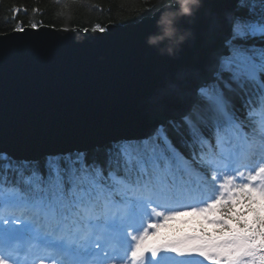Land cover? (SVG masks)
Here are the masks:
<instances>
[{"label":"snow or ice","instance_id":"6c2138e0","mask_svg":"<svg viewBox=\"0 0 264 264\" xmlns=\"http://www.w3.org/2000/svg\"><path fill=\"white\" fill-rule=\"evenodd\" d=\"M241 4L248 15L226 17L228 35L207 78L191 90L183 82L158 90L160 109H182L178 121L112 142L102 156L49 152L41 163L0 152V264H264V220L260 228L230 223L236 204L264 200V163L216 171L264 159V0ZM12 31L27 34L19 20ZM92 31L107 29L97 23ZM205 168L213 170L210 179L201 175ZM189 213L218 226L217 234L161 233Z\"/></svg>","mask_w":264,"mask_h":264},{"label":"water","instance_id":"95a60500","mask_svg":"<svg viewBox=\"0 0 264 264\" xmlns=\"http://www.w3.org/2000/svg\"><path fill=\"white\" fill-rule=\"evenodd\" d=\"M237 2L203 0L194 16L181 17L178 26L190 36L171 56L147 38L166 7L179 8L175 0L137 21L107 23L105 33L49 25L1 33L0 152L35 160L88 150L180 117L179 107H158L157 92L182 82L191 90L207 78Z\"/></svg>","mask_w":264,"mask_h":264},{"label":"trees","instance_id":"16d2710c","mask_svg":"<svg viewBox=\"0 0 264 264\" xmlns=\"http://www.w3.org/2000/svg\"><path fill=\"white\" fill-rule=\"evenodd\" d=\"M161 6L157 0H0V34L11 31L15 20L23 22L24 27L35 22L38 26L86 29L94 28L97 23L105 27L107 23L123 24L137 21L143 16L150 15ZM14 7L19 8V11L13 13ZM260 7L261 5L257 3V11ZM234 12L238 15H248V5L241 4V0H239ZM13 16H15V20L12 19ZM167 130L177 148L190 157L192 152L181 142V136L171 127ZM107 145L93 148L88 152L102 156ZM42 161L40 162L42 163ZM205 169L209 171L208 176L211 178L213 170ZM250 209H254V211ZM232 215L234 219L230 223L234 228L239 227L237 219L246 223L249 228H260L257 220H264V200L257 199L255 203L251 204L242 200L235 205ZM199 216L200 214H192V217L196 219H199ZM168 224L171 228L167 227L161 232L176 230L171 222ZM217 227L201 221L197 228L216 233Z\"/></svg>","mask_w":264,"mask_h":264},{"label":"clouds","instance_id":"9594fccd","mask_svg":"<svg viewBox=\"0 0 264 264\" xmlns=\"http://www.w3.org/2000/svg\"><path fill=\"white\" fill-rule=\"evenodd\" d=\"M203 0H175L176 10L166 7L156 22L157 31L150 34L147 43L157 47L161 54L175 55L181 44L190 36V32L178 26L181 17H192L202 5ZM158 4L169 5L172 0H157Z\"/></svg>","mask_w":264,"mask_h":264},{"label":"rangeland","instance_id":"374dc122","mask_svg":"<svg viewBox=\"0 0 264 264\" xmlns=\"http://www.w3.org/2000/svg\"><path fill=\"white\" fill-rule=\"evenodd\" d=\"M180 232H181L180 234H185V233H187V234H191V233H188V232H187V229L184 230V231H180ZM196 234H199V233H196ZM200 259H202V258H200ZM205 263H207V261H205L204 264H205Z\"/></svg>","mask_w":264,"mask_h":264}]
</instances>
